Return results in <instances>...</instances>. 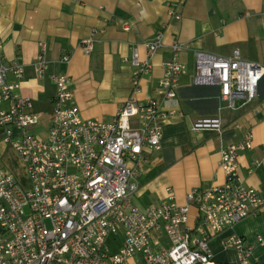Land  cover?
<instances>
[{"label":"built area","instance_id":"1","mask_svg":"<svg viewBox=\"0 0 264 264\" xmlns=\"http://www.w3.org/2000/svg\"><path fill=\"white\" fill-rule=\"evenodd\" d=\"M128 29L124 23L123 30ZM94 43L92 32L81 40L80 48L88 55ZM162 47L161 34L142 45L143 58L138 47H131L134 92ZM38 48L33 73L41 80L50 64L46 44L40 42ZM182 49L174 42L171 58L163 64L162 105L130 97L110 123L83 119L72 106L68 76L49 74L55 93L43 135L31 133L41 122L32 98L18 93L23 67L0 62V137L21 161L29 182L28 188L23 187L0 167V264H217L209 246L212 237L264 213V194L247 187L238 175V156L251 148L250 135L221 151L222 185L201 193L190 191L184 205L175 202L170 188L158 204L132 203L143 152L160 148L162 134L156 121L178 114L179 79L186 73L179 59ZM69 59L65 55L59 62L67 64ZM263 75L262 66L241 59L238 51L225 58L194 54L193 85L217 87L218 100L230 109L256 98ZM203 130L222 133L218 119L202 118L191 129ZM191 205L199 213L194 228L187 227ZM154 235L164 236L168 245L160 246ZM222 247L237 254V264H259L254 255L257 249L264 250V238L247 242L231 235Z\"/></svg>","mask_w":264,"mask_h":264},{"label":"crops","instance_id":"2","mask_svg":"<svg viewBox=\"0 0 264 264\" xmlns=\"http://www.w3.org/2000/svg\"><path fill=\"white\" fill-rule=\"evenodd\" d=\"M124 23L129 24L128 30H123ZM92 32L94 47L86 55L80 42ZM158 34L163 37V47L134 92L131 47H138L143 58L142 45ZM40 42L46 44L50 68L43 79L36 80L33 63ZM174 42L183 46L179 59L186 66L179 79L178 114L156 121L162 134L160 148L143 152L132 203L139 207L158 204L170 188L175 202L184 205L190 191L201 193L222 185L220 153L247 135L251 148L239 153L238 175L247 187L264 194V75L256 98L248 104L237 103L234 109L218 100L217 87L192 83L196 52L225 58L238 51L241 59L264 68V0H0V62L23 67L18 93L32 98L34 110L41 116H49L52 110L55 88L48 79L51 73L68 76L72 106L85 120L110 123L130 97L141 103L153 99L162 105L159 81ZM65 55L69 62L61 64ZM202 118L218 119L222 133L192 132ZM198 221L197 208L191 205L187 227L194 228ZM231 235L247 242L264 238V213L249 216L212 237L209 246L217 264L238 263L237 254L222 247ZM153 238L160 246L168 245L164 236ZM263 257L264 250L257 249L254 259Z\"/></svg>","mask_w":264,"mask_h":264},{"label":"rangeland","instance_id":"3","mask_svg":"<svg viewBox=\"0 0 264 264\" xmlns=\"http://www.w3.org/2000/svg\"><path fill=\"white\" fill-rule=\"evenodd\" d=\"M41 107H43L41 105ZM49 116L47 113L41 116V122L39 126H37L34 130H31L32 134L43 135L46 132L47 125H48ZM0 167L9 171L15 178L19 181V183L25 187H29V182L26 177L23 165L14 151L9 148L5 147L2 144V138L0 137ZM109 245H112L113 242L110 240L108 242ZM154 245V242H153ZM116 244H114V248L111 246L112 251H116ZM155 247V246H154Z\"/></svg>","mask_w":264,"mask_h":264},{"label":"trees","instance_id":"4","mask_svg":"<svg viewBox=\"0 0 264 264\" xmlns=\"http://www.w3.org/2000/svg\"><path fill=\"white\" fill-rule=\"evenodd\" d=\"M264 261V257L260 260V263Z\"/></svg>","mask_w":264,"mask_h":264},{"label":"water","instance_id":"5","mask_svg":"<svg viewBox=\"0 0 264 264\" xmlns=\"http://www.w3.org/2000/svg\"><path fill=\"white\" fill-rule=\"evenodd\" d=\"M259 264H264V261H263V262H261V263H259Z\"/></svg>","mask_w":264,"mask_h":264}]
</instances>
